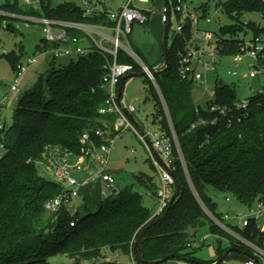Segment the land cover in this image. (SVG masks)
Segmentation results:
<instances>
[{
    "label": "trees",
    "instance_id": "obj_1",
    "mask_svg": "<svg viewBox=\"0 0 264 264\" xmlns=\"http://www.w3.org/2000/svg\"><path fill=\"white\" fill-rule=\"evenodd\" d=\"M176 1L168 0L169 6H176ZM220 9L234 21L232 25L220 27L219 35L215 36L220 39L222 56L239 53L245 38H238V33L249 36V40L264 35V27L256 22L248 20L246 25L242 24L246 14H257L264 20V0H228L220 4ZM0 12L6 17L39 15L20 5L18 0L2 5ZM43 12L51 19L106 23L104 16L84 19L79 7L65 2L56 6L49 2ZM151 13L146 14L148 22L141 27L148 26ZM6 17L0 16V20ZM169 32L172 33L171 22ZM70 34L78 36L74 32ZM191 36L187 23L182 36L168 40L167 64L163 54L162 65L155 70L158 71L154 75L155 82L166 103L183 165L175 153L173 176L180 186L179 195L165 218L151 227L140 242L137 254L144 262L166 263L173 256L187 257L184 251L194 237L191 231L204 225H208L212 236L226 240L228 249H237L244 257H251L252 251L246 244L214 224L211 217L220 219V215L211 191L230 196L245 207L264 198V92L253 94L248 98L247 109L237 111L233 108L237 100L235 88L219 82L214 88L212 104L228 107L231 113L223 117L218 112H210L211 102L207 103V110L196 105L192 99L194 83L180 80L176 59L177 51L184 48L183 38L189 40ZM41 44L42 39L36 47L37 52L55 46L45 44L41 47ZM133 48L153 71L136 42ZM9 60L17 74L19 58L10 55ZM118 62L131 64L133 73L142 72L122 53ZM106 63L104 58L93 54L79 57L75 64L62 69L52 67L47 76L48 90L41 87L40 80L35 83L21 96L11 124L2 125L0 264H47L49 258L58 255L67 256L72 264H81L98 258L103 249L127 257L142 229L153 219L141 195L131 188L102 200L99 198L95 205L92 204L93 211L83 206L85 213L76 210L71 216L61 210L56 221L44 208L49 199L68 192L38 174L37 162L46 147H58L77 155L84 133L92 134L96 129L112 131L114 116L98 114L107 98L102 83ZM150 94L154 104L152 120L169 136L162 103L153 86ZM35 103L38 106L34 109L27 107ZM134 181L155 197L157 188L150 179L134 176ZM91 191L90 187L85 188L80 196L85 200L91 196ZM72 220L74 226L70 227ZM231 229L249 244L260 247L263 243L264 235L253 222L243 229ZM228 249L218 247L217 260Z\"/></svg>",
    "mask_w": 264,
    "mask_h": 264
},
{
    "label": "built area",
    "instance_id": "obj_2",
    "mask_svg": "<svg viewBox=\"0 0 264 264\" xmlns=\"http://www.w3.org/2000/svg\"><path fill=\"white\" fill-rule=\"evenodd\" d=\"M81 1L80 10L84 19L104 16L106 23L91 24L51 19L46 17L43 12L50 0H23L24 6L39 14L37 16L22 17V20L38 26L42 34L41 47L45 44L49 46L55 45L53 48L39 51L41 56L50 57L52 61H57L72 59L73 57H78L79 59L82 56L86 57L96 54L106 60V73L102 78V83L107 92V98L103 106L98 110V114L100 116H114L112 131L96 129L92 134L84 133L81 136L79 141L80 152L77 155L62 151L58 147L55 148H58L60 152L57 150H51L50 152L48 148L44 150L41 157L45 161L51 181L68 190L63 195L49 199L45 203V211L47 214L53 215V221L57 220L61 210L68 212L72 216L76 212L72 209L73 198L80 196L81 190L88 187L93 190L99 184H103L109 189L113 188L114 174L107 171L106 168L110 163V154L116 141L126 131H129L142 144L148 153L152 167L157 173L160 186L155 192L156 209L153 218L159 217L166 211L175 189L173 177L174 154H177L182 165L183 159L166 103L157 87L154 75L151 74L152 71L137 56L133 48V41L130 39L134 25L143 26L146 24L148 22L146 14L151 12V10L138 7L135 4L149 5L151 2L150 0H121L117 8H110L106 0ZM172 17L176 19V24L172 33L169 32L170 41L174 36L183 35L184 27L187 23L192 32L189 40L183 38L184 48L176 53L178 75L181 81L193 82L194 85L196 83L204 84V76L208 73H216L218 68L226 64L227 61L236 64V66L245 67L244 73L228 71L227 74L231 77L256 80H259L261 76L264 77V35L251 40H244L239 46L238 54L225 57L220 54V39L218 37L214 38L212 34L196 29L198 19L192 15L184 0H177L176 6H170L169 9L164 3L160 14L161 24L165 26L166 23H170ZM206 21L209 22L210 20L207 18ZM247 23L248 20L243 19L242 24L246 25ZM70 32L77 33L78 36H72ZM121 53L138 65L142 72H145L147 80L154 85L162 103L170 131L169 136L160 128L158 131L153 132L139 125L133 118L136 111L135 107L132 104L123 103L122 96L119 103L118 88L122 79L134 74L131 64L118 62ZM36 63V58L27 60V66ZM18 69L15 85L10 87V92L12 93H20V89L16 84L25 70L22 69V66ZM263 92L264 85H259L255 94H262ZM209 96L211 98L210 112H218L223 117L231 113V109L228 107L212 104L215 98L214 90L210 92ZM247 107L248 99L236 100L233 103V108L237 111H245ZM1 128L2 126H0ZM146 139H148L153 150L161 158L168 170H165L158 160L154 158ZM3 150L4 146L0 140V158ZM81 166H84L82 171L90 170V177L82 185L78 186L76 180L70 177L69 172L76 173ZM225 200L230 202L229 198ZM255 204L257 205V211L250 212L246 219L242 217L240 219L241 226L238 228H246L253 222L256 225V229L264 235V198ZM211 218L221 230L234 236L251 249L252 255L247 258L245 264H258L257 261L264 264V243L260 247L249 244L243 241L231 227L226 226L221 219ZM69 226H74V220L69 222ZM187 247L191 248L192 245L188 244ZM131 264H136L132 253Z\"/></svg>",
    "mask_w": 264,
    "mask_h": 264
},
{
    "label": "rangeland",
    "instance_id": "obj_3",
    "mask_svg": "<svg viewBox=\"0 0 264 264\" xmlns=\"http://www.w3.org/2000/svg\"><path fill=\"white\" fill-rule=\"evenodd\" d=\"M14 0H0V7L6 3ZM20 5H23V0H18ZM161 0H150L149 5L136 3L135 5L141 8L151 10L149 24L147 27L134 25L133 34L130 39L133 42L144 41L146 51H149V62L155 63L158 57V48L161 29L158 25L159 17L162 12ZM188 8L191 10L192 15L198 19L196 29L199 31L208 32L215 36L219 35L220 27L224 25H232L234 21L229 19L227 13L220 9V4L228 0H184ZM69 3L76 7L82 6L81 0H50L51 6H56L60 3ZM119 0H116V4ZM108 7L111 8V0H106ZM113 7V6H112ZM0 16L6 15L0 12ZM23 16H7L0 20V126L6 124L10 125L14 111L20 104L21 96L23 93L30 91L33 85L39 80L41 87L48 90L47 76L52 67L62 69L75 64L78 57L72 59L57 60L52 64L50 57L41 56L37 52L36 47L42 39V34L37 25L28 23L22 20ZM210 21L207 22L206 19ZM244 20H251L256 22L261 27H264V20L257 14H246ZM8 24L10 25L8 27ZM176 19L171 18V30L175 28ZM15 28V29H13ZM238 38L249 40V36H245L241 32L237 34ZM151 50V51H150ZM17 59L18 66H22L23 72L16 86L20 89V93L10 92V87L15 85L16 71L12 68L9 56ZM37 59V63L27 66L28 59ZM155 71V70H153ZM228 71H237L239 73L245 72L244 66H236L230 61L220 66L216 73H208L204 76V84L196 83L192 90L193 102L200 106L203 110H207V103L211 101L210 92L214 90L217 83L231 85L235 88L237 93V100L242 101L250 98L255 94L259 85H264V77L261 76L259 80L256 79H242L240 77H231L227 74ZM151 86L154 85L143 77L129 78L123 87L122 98L129 104H132L136 111L135 117L144 128L151 131H158L159 124L154 123L152 120L153 115V102L150 99ZM155 89V87H154ZM152 98V97H151ZM37 103L27 105L30 109L37 107ZM57 150L53 146H48L46 149ZM55 148V149H53ZM38 174L51 181L48 174L47 167L44 159L40 157V162H37ZM84 166L80 167L78 172H69L72 179L76 180L77 185L80 186L89 176V171H82ZM92 169V167H90ZM107 171L114 174L113 188H106L103 184L92 190L90 197L83 200L82 196L73 198L72 209L79 211L81 214L85 213L83 206L91 207L92 211L95 210V202L101 198L121 192L126 188H131L133 192H137L142 197V202L151 211L155 208V197L152 193L145 190V188L136 184L134 176H142L152 181L155 188H159L160 182L155 169L151 165V160L148 153L142 144L135 138V136L126 131L114 145L110 154V163L107 166ZM212 198L217 203V213L220 215L222 222L231 228L240 227V219L247 218L250 212L257 211V205L242 206L234 198L225 196L221 193L211 191ZM225 197L230 199V202L225 200ZM93 204V205H92ZM262 223V221H261ZM241 229V228H240ZM193 239L191 241V248H187L184 253L187 257L180 256L181 260H168L165 264H191L185 262L183 259L193 260L203 264H213L218 258L217 249L220 247L222 250L228 249L229 244L226 240L214 237L210 234L208 225H204L195 231H191ZM264 243V238H263ZM247 258L243 255L230 253L227 255L221 264H245ZM131 264V254L127 257L110 252L108 249H103L101 255L92 262H82L81 264H108V263ZM47 264H72V261L63 255H58L47 260Z\"/></svg>",
    "mask_w": 264,
    "mask_h": 264
},
{
    "label": "water",
    "instance_id": "obj_4",
    "mask_svg": "<svg viewBox=\"0 0 264 264\" xmlns=\"http://www.w3.org/2000/svg\"><path fill=\"white\" fill-rule=\"evenodd\" d=\"M165 5L167 6V8L169 9L170 6H169V2L168 0H163ZM168 40H169V23H166V25L164 26V41H163V54H164V60H165V63L167 64L168 62ZM166 67V66H165ZM158 73V71H152L151 74L152 75H156ZM143 76H146L145 72H141V73H134V74H130L127 78H123L120 85H119V88H118V101L120 103V99H121V96H122V93H123V87H124V82L129 79V78H133V77H143ZM140 130V128H138ZM140 132L143 134V132L140 130ZM147 141V144H148V147L152 153V155L154 156V158L156 160H158V162L161 164V166L165 169V170H168L167 167L165 166V164L163 163V161L161 160V158L157 155V153L153 150L150 142L148 141V139H146ZM174 177V176H173ZM175 180V178H174ZM179 191H180V186H179V183L175 180V189H174V193L170 199V202H169V205L166 209V211L159 217H156V218H153L141 231V233L139 234L137 240L135 241L134 243V246H133V251H132V255H133V258H134V261L136 264H164V261H160V262H144V261H141L138 257V254H137V250H138V246L140 244V242L142 241V239L144 238L146 232L151 228L153 227L154 225H156L158 222L162 221L166 214H167V211L169 210L170 206L175 202V200L177 199L178 195H179ZM230 253H236V254H240V255H243L244 254L237 250V249H234V248H230L227 250V252L219 259L217 260L215 263L213 264H221L223 263V261L225 260V258L227 257L228 254ZM172 259H176V260H181L182 258L180 256H173V257H170L168 258L166 261L168 260H172ZM185 262L187 263H191V264H203V263H199V262H196V261H193V260H189V259H183ZM258 264H261L260 261H257Z\"/></svg>",
    "mask_w": 264,
    "mask_h": 264
},
{
    "label": "crops",
    "instance_id": "obj_5",
    "mask_svg": "<svg viewBox=\"0 0 264 264\" xmlns=\"http://www.w3.org/2000/svg\"><path fill=\"white\" fill-rule=\"evenodd\" d=\"M116 0H112V2H111V5L113 6H111L112 8H117L119 5H120V3H121V0H119V2L117 3V5H115L116 3ZM160 4L162 5V8H163V6H164V3H163V1L161 0L160 1ZM158 25H159V27H160V29H161V35H160V40H159V48H158V57H157V59H156V61H155V63H151L150 62V67L153 69V70H157L158 68H160L161 67V65H162V61H163V41H164V26L161 24V22H160V17H159V21H158ZM136 44H137V47L141 50V51H143L144 52V55H145V57L148 59V60H150L151 58L149 57V54H151V53H149V51H146V47H145V42L144 41H136ZM151 51V50H150ZM122 100H123V103H125V104H129V103H127L126 101H125V99H123L122 98ZM133 118L135 119V121L140 125V123L138 122V120H137V118L135 117V115H133ZM155 201V205H156V200H154ZM155 209H156V206H155V208L152 210V213L154 214V212H155ZM165 264V263H164Z\"/></svg>",
    "mask_w": 264,
    "mask_h": 264
}]
</instances>
